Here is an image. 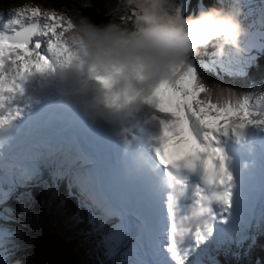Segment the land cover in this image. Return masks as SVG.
Wrapping results in <instances>:
<instances>
[{"label":"snow or ice","instance_id":"obj_1","mask_svg":"<svg viewBox=\"0 0 264 264\" xmlns=\"http://www.w3.org/2000/svg\"><path fill=\"white\" fill-rule=\"evenodd\" d=\"M192 5L193 0H173L172 10L177 16L196 15L201 8L197 4L196 11H189ZM242 7L246 9L242 22L245 25L249 21L242 41L243 55L229 51L217 56L214 46H209L190 55L175 70L173 79L161 81L146 92L133 93L126 100L151 109V120L158 129L155 150L165 157L164 166L177 170L199 168L204 180L219 185L222 192L205 195L200 191L184 199L187 182L179 180L184 191L165 198L166 215L137 224L133 230L124 216L111 210L99 189L79 176L65 174L79 205L72 218L80 220V214L86 213L90 234L98 237V247L109 258L120 255L121 264H220L218 256L239 257L251 250L258 235L264 234V216H233V175L219 147L221 137H239L249 126H264V97H258L264 89L249 92L223 84L225 77H246L249 69L257 66L259 56L264 55V31L253 30L250 20L255 14L256 20L264 23V0L258 4L244 0ZM131 15L129 12L120 19ZM73 19L68 11L39 4L0 11V111L24 95L30 78L54 71V59L76 61L83 67L74 44L63 39ZM209 76H215L217 82L209 84ZM91 78L97 79L94 74ZM122 107L118 103L116 110ZM19 115L18 109L0 115V129ZM177 155L182 158L174 159ZM0 219L10 221L15 217L4 208ZM11 236L0 225V257L10 251Z\"/></svg>","mask_w":264,"mask_h":264},{"label":"clouds","instance_id":"obj_2","mask_svg":"<svg viewBox=\"0 0 264 264\" xmlns=\"http://www.w3.org/2000/svg\"><path fill=\"white\" fill-rule=\"evenodd\" d=\"M122 3L126 14L132 13L127 19L95 24L87 16L73 17V26L63 33V39L74 44L83 67L61 58L53 60L54 71L48 72L63 94L75 100L93 119L140 106L127 103V97L173 79L175 70L190 55L209 45H214L217 56L229 51L245 53L242 41L247 29L241 19L242 0H216L189 16H177L172 10L173 0ZM258 97H264V91ZM118 103L123 105L119 111ZM164 186L175 189L172 181Z\"/></svg>","mask_w":264,"mask_h":264},{"label":"trees","instance_id":"obj_3","mask_svg":"<svg viewBox=\"0 0 264 264\" xmlns=\"http://www.w3.org/2000/svg\"><path fill=\"white\" fill-rule=\"evenodd\" d=\"M22 1H28V0H0V6L1 5H9V4H18ZM37 4H44L43 0H33ZM46 5L58 9H73L76 12H80L83 14V16L89 17L93 23L95 24H106L112 19L119 20L121 16L126 14V10L123 8V3L121 1L119 8L111 13L106 14L103 10H99L97 7L92 5L91 3H88L84 0H45ZM121 15V16H120ZM62 218L63 216L59 213H56V211H52L49 215H37L31 219L33 226L30 228V236L27 240L28 244L30 245L32 249V255H30L25 261L26 264H39L36 259V245L35 241H37V238H40L41 236L50 233V232H60L63 245L69 249L72 253H74L76 259H78V254L76 253V247L80 250L81 244H78L74 241V239L71 237L69 232L66 230V228H62ZM63 229V232H61L60 229ZM39 248V247H38ZM19 260L22 264H25L23 256L19 257ZM80 263H82V260L78 259ZM252 264H264V254L257 255L253 261Z\"/></svg>","mask_w":264,"mask_h":264},{"label":"bare ground","instance_id":"obj_4","mask_svg":"<svg viewBox=\"0 0 264 264\" xmlns=\"http://www.w3.org/2000/svg\"><path fill=\"white\" fill-rule=\"evenodd\" d=\"M91 1L99 8L108 9L110 7V5L113 4L117 0H91ZM60 243L62 245H60V244H58V245L61 248H64L66 250L65 257L64 256L59 257L61 255V253H58L55 246L53 244L49 243V245H51V246L47 248L46 255H48V256L46 258L43 256V254L41 252L36 251V256L38 258L39 264H60V263L65 264V262L67 264H73L76 260L74 253H72L69 249H67L63 245L62 242H60Z\"/></svg>","mask_w":264,"mask_h":264},{"label":"rangeland","instance_id":"obj_5","mask_svg":"<svg viewBox=\"0 0 264 264\" xmlns=\"http://www.w3.org/2000/svg\"><path fill=\"white\" fill-rule=\"evenodd\" d=\"M88 3H91L92 5H94L95 7H97L91 0H84ZM195 1V0H194ZM2 7V6H0ZM99 10H102V8H99L97 7ZM113 9V8H112ZM110 9V10H112ZM68 12L70 13L71 16H73L74 18L78 16L77 12H75L73 9L71 10H68ZM121 16V15H120ZM264 84V81H262L261 79L258 80V88H261V85ZM155 87V86H154ZM264 89V87H263ZM49 240H46V239H40L39 242H38V247L37 248V251L41 252L43 254V256L46 258L48 255H46V252H47V247H50L51 245L50 244H53L55 246V248L57 249V252L58 253H61V255L59 257H62L64 256L65 257V252L66 250H64V248L62 249L58 244L62 245L60 242V240H55V241H51V242H48ZM40 244V245H39ZM42 244V245H41ZM17 249V256L21 257L23 256L22 252L19 250V248H16ZM80 251H84V246L81 245L80 246V250H79V253ZM33 252V251H32ZM30 253V255H32L33 253ZM46 255V256H45ZM36 256V254H35ZM69 257V256H68ZM67 257V258H68ZM36 259H37V262L39 263L38 261V258L36 256ZM66 263V262H65ZM19 264H22L21 262ZM37 264V263H36ZM67 264V263H66ZM73 264H80L79 260L76 259L75 262ZM81 264H88V263H84V260H82V263Z\"/></svg>","mask_w":264,"mask_h":264}]
</instances>
